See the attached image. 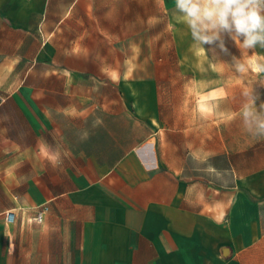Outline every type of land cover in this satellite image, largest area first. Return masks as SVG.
I'll list each match as a JSON object with an SVG mask.
<instances>
[{"label":"crops","instance_id":"obj_1","mask_svg":"<svg viewBox=\"0 0 264 264\" xmlns=\"http://www.w3.org/2000/svg\"><path fill=\"white\" fill-rule=\"evenodd\" d=\"M175 22L174 0H0V264H264L242 115L264 94L176 67Z\"/></svg>","mask_w":264,"mask_h":264},{"label":"clouds","instance_id":"obj_2","mask_svg":"<svg viewBox=\"0 0 264 264\" xmlns=\"http://www.w3.org/2000/svg\"><path fill=\"white\" fill-rule=\"evenodd\" d=\"M174 14L203 52L205 44L227 51L225 37L244 50L264 48V0H174ZM232 66L240 73L250 67L236 57H232ZM256 68L264 72V63L257 62ZM255 101L250 99L244 107V124L249 132L264 135V102L261 111H256Z\"/></svg>","mask_w":264,"mask_h":264},{"label":"rangeland","instance_id":"obj_3","mask_svg":"<svg viewBox=\"0 0 264 264\" xmlns=\"http://www.w3.org/2000/svg\"><path fill=\"white\" fill-rule=\"evenodd\" d=\"M162 9V7H160ZM161 17V16H160ZM176 24H182L176 15ZM178 27H176L177 29ZM185 33H189V30L186 29ZM165 45H169V47H174L173 50L175 53L170 54L172 59L170 61L175 62V66L178 67V63L186 62L187 65L191 67V65H196L192 70L191 76H195L194 73H197V68L199 63L205 62L207 63L208 67H214V62L216 60H222L223 62H232V57H236L238 60L245 62L250 65L246 72L240 73L237 72L235 69L233 73L238 74L239 83L242 85L240 88H247L250 91L262 95L264 94V72H260L256 68L257 62L264 63V48L257 47L254 50H244L235 44L230 38L225 37V47L227 51H223L219 49L218 46L215 44L208 45L205 44L204 48L206 52L201 51L192 41L191 35L186 38L183 36L168 38L167 43ZM213 69V68H212ZM180 71V70H179ZM181 72V71H180ZM227 72H231L228 70ZM211 76L214 75V70H209ZM247 135H242V137L246 140ZM263 135H256L257 139H261Z\"/></svg>","mask_w":264,"mask_h":264},{"label":"built area","instance_id":"obj_4","mask_svg":"<svg viewBox=\"0 0 264 264\" xmlns=\"http://www.w3.org/2000/svg\"><path fill=\"white\" fill-rule=\"evenodd\" d=\"M43 211H44V209L43 210H41V211H39V212H37V214H36V216H35V221L36 222H41V220H42V214H43ZM13 213H7L6 214V219H7V221H12V219H13Z\"/></svg>","mask_w":264,"mask_h":264}]
</instances>
